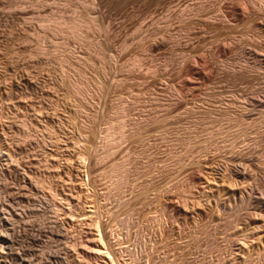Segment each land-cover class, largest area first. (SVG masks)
<instances>
[{"label":"rangeland","instance_id":"374dc122","mask_svg":"<svg viewBox=\"0 0 264 264\" xmlns=\"http://www.w3.org/2000/svg\"><path fill=\"white\" fill-rule=\"evenodd\" d=\"M260 201L264 0H0V264H264Z\"/></svg>","mask_w":264,"mask_h":264},{"label":"bare ground","instance_id":"6f19581e","mask_svg":"<svg viewBox=\"0 0 264 264\" xmlns=\"http://www.w3.org/2000/svg\"><path fill=\"white\" fill-rule=\"evenodd\" d=\"M261 202V201H260ZM259 208L260 209H264V201H262L260 204H259ZM97 232H98V229H97ZM100 234V232H99Z\"/></svg>","mask_w":264,"mask_h":264}]
</instances>
